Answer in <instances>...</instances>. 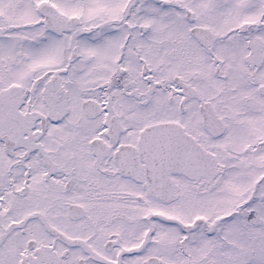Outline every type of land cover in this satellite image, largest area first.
I'll return each mask as SVG.
<instances>
[{"label":"snow or ice","instance_id":"snow-or-ice-1","mask_svg":"<svg viewBox=\"0 0 264 264\" xmlns=\"http://www.w3.org/2000/svg\"><path fill=\"white\" fill-rule=\"evenodd\" d=\"M0 264H264V0H0Z\"/></svg>","mask_w":264,"mask_h":264}]
</instances>
